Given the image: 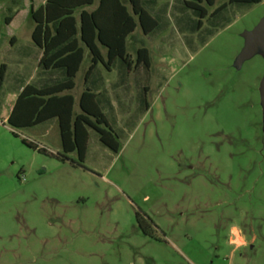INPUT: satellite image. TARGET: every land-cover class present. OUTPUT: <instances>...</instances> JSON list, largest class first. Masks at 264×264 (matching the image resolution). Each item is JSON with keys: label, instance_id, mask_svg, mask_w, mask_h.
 Returning <instances> with one entry per match:
<instances>
[{"label": "rangeland", "instance_id": "rangeland-1", "mask_svg": "<svg viewBox=\"0 0 264 264\" xmlns=\"http://www.w3.org/2000/svg\"><path fill=\"white\" fill-rule=\"evenodd\" d=\"M143 2L156 21L142 38L149 65L115 97L123 114H106L115 153L87 129L81 166L61 162L0 116V264H264V41L250 36L264 0L201 1L202 18L182 0ZM19 5L0 0V31ZM6 63L0 113L10 82L39 85Z\"/></svg>", "mask_w": 264, "mask_h": 264}, {"label": "trees", "instance_id": "trees-1", "mask_svg": "<svg viewBox=\"0 0 264 264\" xmlns=\"http://www.w3.org/2000/svg\"><path fill=\"white\" fill-rule=\"evenodd\" d=\"M143 0H97L92 9L85 6L91 0H44L35 8L28 6L27 18L31 22L30 42L39 50L36 66L43 70L61 69L63 79L43 87L23 84L15 94L4 124L11 135L14 129L28 128L54 118L58 148L52 156L58 161L81 166L87 129L92 130L97 141L110 152L118 150L114 131L98 108L94 94L83 88L76 98L77 111L72 113L69 93L73 77L86 52L87 63L82 73L85 78L95 64L108 70L114 59L125 64L126 71L140 64L148 68V54L141 39L131 38L132 60L126 52V38L137 27L140 35L149 33L156 21L141 6ZM211 5L214 0H182L184 7L194 10L198 18L205 14L200 2ZM259 0H226V3L254 4ZM224 4L214 9L218 11ZM14 12V11H13ZM10 13L2 19L7 23ZM102 48L104 53H99ZM4 65L0 62V84ZM20 142L36 151L44 152L23 139ZM72 153L74 159H68ZM138 230L151 237L149 221L134 213Z\"/></svg>", "mask_w": 264, "mask_h": 264}, {"label": "crops", "instance_id": "crops-1", "mask_svg": "<svg viewBox=\"0 0 264 264\" xmlns=\"http://www.w3.org/2000/svg\"><path fill=\"white\" fill-rule=\"evenodd\" d=\"M43 1L44 0H20V5H19L20 9L18 10L15 9L8 22L3 23V26L1 27L2 31H0V62L4 65V73L0 84V89L2 85H4L5 81H7L6 73H5L6 64H7L6 62H13L21 67L23 66H27L28 68L30 67L34 74H38L37 81L39 82V85L31 84L35 87H43L51 83L61 81L63 79V72L61 69H48V70H43L41 72H37L38 68L36 67V60L39 55V50L30 42L28 37L31 28L30 21H29L30 23L27 25L26 29L22 32L20 36L16 35L12 31V29L9 28L12 26V22H14L15 19H17L18 15L21 18V21H25L26 19H28L27 18L28 6L35 8L41 5ZM96 1L97 0H91V3L85 6L84 9L86 10L92 9L95 6ZM143 3H147V2L141 1V6L150 15L148 10L144 7ZM135 28H134L135 30L133 29L131 32L132 35L126 38V48L128 47L129 51L132 48L130 41L131 38L142 40L143 37L150 34L149 32L145 35H140L138 28L137 27ZM99 53L103 55L104 51L102 48H99ZM86 63H87V57H86V52L84 51L82 60L73 77V86L69 91L73 101L71 108L72 113H75L77 111V107H76L77 95L83 88H86L94 94V100L98 108L103 114L107 124L112 129V125L106 114H116V115L123 114L124 107H121V105L119 106L117 104L115 97L117 95L123 96L125 94L126 91L125 88L128 86L126 85V79L131 69L129 71H126L125 64L113 60L108 70L103 69L102 66L97 63L92 67V69L89 71L87 76L83 78L82 73L85 69ZM132 70H133L132 73L133 77H135L137 72L140 74L144 73V70L140 64L135 65ZM76 75H77L76 81H78L77 88L73 90L76 82L74 81ZM30 77L31 75H28L27 80H30L29 79ZM24 83L17 82L16 84H14V81L9 83L10 88L6 93L7 94L6 108L0 113V116H2L1 120L5 119L15 94ZM74 104H75V110L73 108ZM27 129H33L32 131L39 133L40 138L42 140H46L47 142L48 140H50V143L54 147V150H58L56 122L54 118L30 126ZM87 138H88V132H87L86 142H87Z\"/></svg>", "mask_w": 264, "mask_h": 264}, {"label": "water", "instance_id": "water-1", "mask_svg": "<svg viewBox=\"0 0 264 264\" xmlns=\"http://www.w3.org/2000/svg\"><path fill=\"white\" fill-rule=\"evenodd\" d=\"M250 36L252 39L256 38L260 41H264V15L260 19L257 26L252 31H250Z\"/></svg>", "mask_w": 264, "mask_h": 264}, {"label": "built area", "instance_id": "built-area-1", "mask_svg": "<svg viewBox=\"0 0 264 264\" xmlns=\"http://www.w3.org/2000/svg\"><path fill=\"white\" fill-rule=\"evenodd\" d=\"M234 235V234H233Z\"/></svg>", "mask_w": 264, "mask_h": 264}]
</instances>
